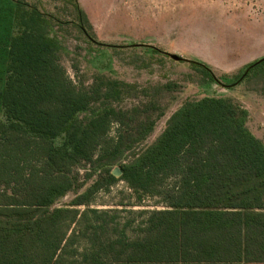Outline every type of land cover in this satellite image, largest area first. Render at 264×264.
<instances>
[{"label": "trees", "instance_id": "1", "mask_svg": "<svg viewBox=\"0 0 264 264\" xmlns=\"http://www.w3.org/2000/svg\"><path fill=\"white\" fill-rule=\"evenodd\" d=\"M62 1L79 31L92 29L77 0ZM15 3L0 91V264L264 263V143L248 128V111L224 97L187 100L138 149L154 130L156 103L114 107L130 86L103 75L89 87L73 83L49 34L54 20ZM193 66L212 79L210 68ZM253 75L264 76V59L237 80ZM117 181L163 207L88 209ZM69 192L68 207H55Z\"/></svg>", "mask_w": 264, "mask_h": 264}, {"label": "rangeland", "instance_id": "2", "mask_svg": "<svg viewBox=\"0 0 264 264\" xmlns=\"http://www.w3.org/2000/svg\"><path fill=\"white\" fill-rule=\"evenodd\" d=\"M15 1L0 0V91L8 39L15 33ZM25 1L54 20L49 34L61 45L60 62L73 83L89 87L103 75L130 86L121 100L111 101L114 107L129 110L156 103L159 110L150 114L156 120L154 130L138 149L154 142L185 101L206 96L229 98L245 108L248 128L264 143V76L237 80L243 66L264 58V0H77L92 26L86 28L87 34L76 26L72 5L62 0ZM195 63L210 68L212 79L195 69ZM90 114L91 110L80 116ZM114 131L115 126L110 134ZM88 167H78L81 177ZM74 197L73 192L67 193L55 207H68ZM159 200L143 197L139 201L123 181H117L95 194L88 209H161ZM77 209L86 211L84 206ZM120 215L121 220L127 219L126 212Z\"/></svg>", "mask_w": 264, "mask_h": 264}, {"label": "water", "instance_id": "3", "mask_svg": "<svg viewBox=\"0 0 264 264\" xmlns=\"http://www.w3.org/2000/svg\"><path fill=\"white\" fill-rule=\"evenodd\" d=\"M171 59L176 60V61L180 60L179 57H178L177 55H171ZM263 59H264V58H262L261 60H259V61H257V62H260V61H262ZM112 173H113V175L116 176V177H118V176L121 174V172H120V170H119L118 168L115 169Z\"/></svg>", "mask_w": 264, "mask_h": 264}, {"label": "crops", "instance_id": "4", "mask_svg": "<svg viewBox=\"0 0 264 264\" xmlns=\"http://www.w3.org/2000/svg\"><path fill=\"white\" fill-rule=\"evenodd\" d=\"M82 6V5H81Z\"/></svg>", "mask_w": 264, "mask_h": 264}]
</instances>
